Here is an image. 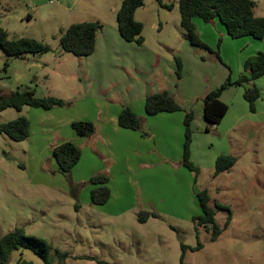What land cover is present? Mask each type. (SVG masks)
<instances>
[{"label":"rangeland","instance_id":"374dc122","mask_svg":"<svg viewBox=\"0 0 264 264\" xmlns=\"http://www.w3.org/2000/svg\"><path fill=\"white\" fill-rule=\"evenodd\" d=\"M121 1L0 0V28L9 39L31 38L52 50L42 55V62L33 60L39 69L29 66L32 60L14 61L10 66L8 61L3 72L6 54L0 48V95L29 87L36 97L50 96L66 103L49 111L24 106L0 112V123L18 117L30 123V134L23 141L0 134V238L20 228L26 236L44 240L51 264H179L180 244L188 247L184 264H264V76L254 81L260 92L254 113L243 99L247 85H232L221 95L228 108L221 122L207 133L191 130L195 162L191 149L190 161L198 168L195 181L186 168L183 175L175 171L173 164L183 167L182 156L176 163L166 162L167 170L161 169V163L145 166L128 176L134 184L115 180L126 204L120 213L123 208L112 201L90 203L92 186L88 178L81 179L88 171L72 170L69 177L58 172L51 157L52 144L73 134L69 121L95 124L99 113H105L99 108L108 106V101L100 103L108 94L116 101L122 89L128 91L136 84L140 88L150 80H175V90L179 88L175 59H179L184 84L200 94L197 100L183 93L173 98L180 106L201 104L205 93L228 78L235 82L244 73L246 59L264 53V38L232 39L218 19L205 23L197 17L193 19L199 22V38L209 51L192 47L180 27L178 0H162L172 4L170 10L146 0L134 14L142 24L144 42L127 43L116 28ZM252 1L253 15L264 16V0ZM82 22H99L107 41L90 57L59 55L60 31ZM223 154L234 156L236 163L214 176L215 160ZM87 155L80 161L83 169ZM184 175L192 182L189 188ZM72 185L78 186L77 198L71 195ZM203 189L208 190L210 205L227 206L231 213L229 225L223 228L228 214L215 212V223L222 231L214 242L203 228L198 227L196 235L192 222L201 214L195 193ZM138 210L156 217L139 224ZM115 214L121 217L112 218ZM197 240L202 248L191 251ZM19 259L44 264L27 249L12 252L7 264Z\"/></svg>","mask_w":264,"mask_h":264},{"label":"trees","instance_id":"16d2710c","mask_svg":"<svg viewBox=\"0 0 264 264\" xmlns=\"http://www.w3.org/2000/svg\"><path fill=\"white\" fill-rule=\"evenodd\" d=\"M146 0H122L116 13V28L122 40L127 43L141 45L144 42L142 37V24L135 21V11L140 8ZM161 7L170 10L172 4H164L162 0H154ZM255 3L252 0H178V13L180 27L184 32L185 40L192 46L201 50L209 48L200 40L193 18H200L205 23H210L218 19L224 26L227 35L232 39L241 37H252L254 39L264 38V16L255 17L253 8ZM102 29L99 22H82L71 24L58 37V46L63 53H69L77 58L89 57L95 48L97 32ZM0 48L7 57L22 58L27 54L43 55L50 51L48 46L31 39L19 38L9 39L6 31L0 28ZM176 77L180 79L181 64L179 59H175ZM8 62L3 63L2 71L5 72ZM244 73L235 82L228 78L222 85L214 90H210L202 97L203 115L206 123L205 131L208 132L213 126L218 125L227 111V106L220 100L221 93L232 85L246 84L243 99L248 104L251 113L255 112V103L260 98V92L255 86L254 81L264 76V53H257L245 60L243 65ZM66 103L55 97H36L34 91L30 89H16L8 95H0V112L13 108L20 110L27 106L44 111L56 107H64ZM144 112L147 116H154L160 113L183 112L184 140L182 145L181 165L194 176V181L198 175V168L190 161L191 143V122L193 113L184 111L180 104L163 90L145 96ZM117 125L120 128L140 131L142 130L143 120L137 116L129 107H122L117 116ZM71 129L78 136H90L94 133L93 123L85 121H74L70 124ZM0 134L5 135L12 141L20 142L28 138L30 134V123L24 117L0 123ZM57 170L60 174L69 177L72 169L78 164L81 151L71 142H62L55 146L51 151ZM236 163V158L232 155H220L214 163V176L230 170ZM94 188L90 191V203L92 205H103L110 198V190L107 186L108 178L103 174L90 177L87 181ZM73 198H77L78 186H70ZM201 214L192 218L195 233L198 227L210 232L209 240L216 241L222 229L215 223V212L225 211L228 217L223 225L226 228L231 221V213L227 206L219 203L210 205V196L207 189L195 193ZM149 217H156V214L139 211L137 222L144 224ZM197 238V237H196ZM181 255L179 264H184V254L188 247L180 244ZM202 248V244L197 240L196 246L191 251ZM31 250L42 259L44 264H51L49 247L42 239L28 237L20 228L8 232L0 238V264H7L11 253L20 250ZM61 256V255H60ZM14 264H32L29 261L19 259Z\"/></svg>","mask_w":264,"mask_h":264},{"label":"crops","instance_id":"0c3cea01","mask_svg":"<svg viewBox=\"0 0 264 264\" xmlns=\"http://www.w3.org/2000/svg\"><path fill=\"white\" fill-rule=\"evenodd\" d=\"M57 1L59 3V0ZM197 21L198 20L193 19V23H195L199 31L200 27H198L199 22ZM198 31L197 34L200 37L201 36L200 34L202 33ZM106 41H107V36L104 34L103 30L100 29L96 34L95 48H94V52L91 55L98 52V50L103 46V44ZM51 51L52 50H50L48 53H50ZM60 53L63 52L59 50V55H62ZM36 58H39L40 62H42L43 60L42 55L27 54L22 58H11L6 56V61L10 62L9 63L10 66L14 61L28 62L32 60L29 66H32V68L39 69L40 64L33 62V60H35ZM41 76L45 77V74H41ZM36 78L38 79L37 76H33V80H35ZM168 80L169 79H167V81L162 80L160 81V83L150 80L149 82H145L141 84L140 88H139L140 84L138 85L136 84V86L129 89L128 91L126 88H124L119 92L118 94L119 99L116 101L112 100V94H108L106 97L107 99H105V101L103 102H100L103 105L106 103V101H108L109 103L107 102L108 106L104 105L103 108H99L100 110L104 109L105 113L103 112L99 113V118L97 119L96 122H94L95 124H93L95 127V131L92 135L78 136L71 129L73 134H69L65 139L57 138V140H55L54 143L52 144V148H54L60 143L68 141L73 143L80 149L81 151L80 160L72 170L73 171L78 170L80 172L81 171L80 169H82L84 171H88L86 177L81 179H87V178L89 179V177L97 173H102L105 176H107L108 178L107 186L110 190V198L105 204H108L110 201H112V204L115 207L123 208L119 210L120 213L124 212V210L126 209L125 208L126 204L124 203L125 201L120 195V192L118 191L119 189L116 186L117 183H115V180L119 181V179L121 178L120 183L121 182L125 184L128 183V185L134 184V181H132L130 178L132 177V175H135L137 170L141 168H147L145 166L148 167L155 166V164L157 163H161L160 165L161 169L167 170L168 166L166 165V162L176 163L178 162V160H180L182 156V145L184 140L183 112L160 113L154 116H147L143 108L144 99L146 95L151 93L161 92L163 90L167 91L170 96L175 98H177L176 97L177 94L179 95L183 93L184 95L192 98L196 96L194 98L195 100H197V95H199L200 92H196L193 88L187 87V85L184 84L183 82V77H180V79H176L179 85V88L175 89L176 92L173 87L175 80L173 81L171 80L168 81ZM17 89L32 90L29 87L27 88L19 87ZM221 95H220V100L223 102V100L221 99ZM181 106L184 111H191L193 113L191 130H193L194 128L196 131H200L203 129V131L207 133L205 131L206 123L204 121V115H203V103L202 102L201 104L197 103L196 105H192V104L188 105L187 103H184L181 104ZM122 107H129L137 116L142 118L143 120L142 130L145 134H142V132L140 131L123 129L117 125V116L120 113ZM69 122L71 124L73 121H69ZM85 145L89 146V149L91 150H88L87 147L84 150L83 147ZM193 147H194V143L191 142V146H190L191 160L195 162ZM87 152H88L87 157L89 161L86 162L83 169L81 167L80 161L82 157H84V154ZM223 155H229V154H223ZM100 159L103 161L106 160V162L102 163ZM173 166H175L177 169V170L175 169V171L180 172L182 175L183 172L186 170L184 167H178L174 164ZM169 169L171 168L169 167ZM125 175L126 178H123V176ZM128 176H130V178ZM75 177L76 176L74 174V178ZM184 178L186 183L185 185L186 187L189 188L192 182L188 177V175L186 176L184 175ZM93 188L94 186H92V189ZM143 207H147V206L145 205ZM117 215L119 214H115L116 217H112V218L121 217ZM146 223H148V221H146Z\"/></svg>","mask_w":264,"mask_h":264},{"label":"built area","instance_id":"2783aa9c","mask_svg":"<svg viewBox=\"0 0 264 264\" xmlns=\"http://www.w3.org/2000/svg\"><path fill=\"white\" fill-rule=\"evenodd\" d=\"M49 4H52V0H48ZM56 3H58V1L56 0Z\"/></svg>","mask_w":264,"mask_h":264}]
</instances>
